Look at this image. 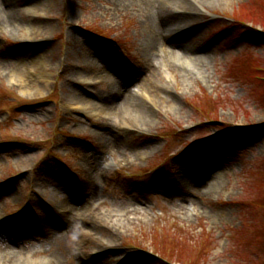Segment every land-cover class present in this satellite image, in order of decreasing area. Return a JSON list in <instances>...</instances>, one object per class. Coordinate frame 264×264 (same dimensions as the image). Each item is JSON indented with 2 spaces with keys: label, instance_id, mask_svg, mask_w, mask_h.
<instances>
[{
  "label": "rangeland",
  "instance_id": "1",
  "mask_svg": "<svg viewBox=\"0 0 264 264\" xmlns=\"http://www.w3.org/2000/svg\"><path fill=\"white\" fill-rule=\"evenodd\" d=\"M152 1L150 8L161 6ZM170 2L185 10L165 7L166 19L186 26L172 27L149 58L145 39L164 29L142 24L141 0L9 3L26 17L16 29L0 22V244L19 256L9 264L24 253L30 264L48 259L25 233L53 234L35 225L63 218L65 205L87 196L89 209L106 202L94 214L105 219L78 243L75 232L63 233L64 264H86L106 250L116 253L97 264H164L156 255L169 264H264V0ZM167 39L186 48L168 56L175 48ZM37 65L46 82L36 78ZM114 73L154 101L152 118L133 114L126 133L116 127L125 118L95 109L116 84ZM28 77L46 86L41 95L32 85L19 89ZM75 95L87 109L74 105ZM106 123L119 140L111 148L100 138ZM186 156L194 178L182 173ZM97 160L104 176L93 183L87 168ZM185 197L195 205L183 207ZM116 218L127 221L121 229Z\"/></svg>",
  "mask_w": 264,
  "mask_h": 264
},
{
  "label": "bare ground",
  "instance_id": "2",
  "mask_svg": "<svg viewBox=\"0 0 264 264\" xmlns=\"http://www.w3.org/2000/svg\"><path fill=\"white\" fill-rule=\"evenodd\" d=\"M12 0H0V22L2 24H9L11 25V27H13L14 29H16V26L21 27V22L24 21L25 22V13H21V10L15 8L13 5H10L9 3H11ZM142 3L141 5L145 8V15L144 18L142 19V24L144 26H149V28L154 29L156 28V24H160L163 23V27L162 29H164L163 32H166L168 35L172 32V27H177L178 25V30H180L182 27L186 26L183 23V19L181 18H174L173 22H170L169 19H166V11L164 10L165 7L168 6H172L174 9H177V13L182 12L179 9H182L183 11L185 10L181 5L179 6V4H175L173 6V4L170 2V0H159L160 3V8L158 9L156 7L157 4H155V2L152 3V11L150 10L151 8L149 7V2H146V0H141ZM196 1V0H194ZM12 4V3H11ZM6 5H8V7H6ZM42 6V4H39ZM5 6V7H4ZM37 8H39V6H36ZM35 7V8H36ZM177 7V8H176ZM157 8V9H156ZM16 11L19 14V19L16 18L18 15H16ZM165 16V17H164ZM164 17V18H163ZM181 25H184L181 27ZM162 33V32H160ZM178 33H182V32H178ZM160 35V34H159ZM158 34H151L148 38L145 39L144 43H143V49L145 51V55L147 56V58H149L150 56H153V52L156 49V47L162 45V41L163 38L160 35V39H158ZM172 35V34H170ZM175 40V39H174ZM174 40H170L167 39V41L172 42L171 46H173L175 48V50L172 48L169 52H168V56H176V54H178V49L176 48H180V49H185L183 47L182 44L180 43H174ZM73 51V50H72ZM77 50H74V54L76 55ZM70 54V53H69ZM74 55V56H75ZM81 55V54H79ZM182 56L179 57V61L181 62H186L185 59H187L189 56L185 55V54H181ZM70 55H68L69 58ZM181 58V59H180ZM23 60L28 61L27 58H22ZM22 60V61H23ZM163 62V58L161 59ZM33 62H31L29 65H31ZM165 63V62H163ZM69 66V65H68ZM164 68H168L167 64L163 65ZM70 69V67H69ZM32 70V68H30L28 71ZM22 73V70H18ZM18 74V73H16ZM115 74V73H114ZM112 75V74H111ZM36 78L39 79H43L45 82L48 80L47 73H43L42 69L38 67V65L36 66V73H35ZM19 77V75L17 76V78ZM111 79L116 83L114 84L112 82L111 87L109 88V92H105V95H102L99 97L100 99V103L95 104V109L97 111V113L100 116H104L106 115L108 109L111 112H116V115L118 117H123L125 118V121H123L125 123L126 126V130L124 131V133L127 132L128 127H130L129 122H130V117H132L133 114H136L137 117L141 120H147L150 118H152L153 115V108L154 106H151L152 104H154L153 98L150 95L149 92H147V89L145 88H141L138 91L135 90H131L127 87L128 82L122 80L121 78H118V76L115 74L113 76H110ZM20 80H22V78H18ZM35 79H32V77H28L27 79H24L23 81L20 82L19 84V89H24L26 90V92H30L29 86L32 85V87L34 88V90L36 91V93L38 95H41L43 93V91L45 90L46 86H38L37 83H34ZM32 82V84H28L29 82ZM117 86V87H116ZM35 93V92H34ZM77 96L75 95L72 100L77 102ZM81 100V99H78ZM83 101V100H82ZM88 101H86L85 104H83L82 102L79 103H74V105H84L83 110L88 108ZM87 107V108H86ZM110 107V108H109ZM77 108H79V106H77ZM122 118V119H123ZM105 119V118H104ZM129 120V122H128ZM111 125H108V123L103 124L102 125V129H101V133H100V138H101V142H103V144L106 145H110L109 147L111 148L112 144L114 143H118V137L117 134L115 133V131L113 129H110ZM113 128L115 127V124L112 126ZM112 130V131H111ZM188 156L185 157V161H184V165H183V170L182 173L184 174L185 177H189L193 176L197 171L196 167L193 169L191 162H189L187 160ZM99 160V159H98ZM93 162L92 164H89L88 168H87V172H88V176L91 180V182H96L97 178L99 179V176H104L103 175V170L101 169V166L105 165V162L100 163V162ZM204 175V174H203ZM202 175V176H203ZM201 176V177H202ZM194 179H192L191 181L187 178V188L189 190H191L192 192H194L196 189V185L193 184ZM202 182V180L198 179L197 183ZM64 187H58V190L56 192V195H59L61 198H63V195L61 193V190ZM93 191L96 194H99V191L97 190V188H93ZM86 198V197H85ZM88 196L87 198L84 200L82 198H79V200H72L73 204H71V207L69 212L63 215V218H58L55 220H52V218H49L46 222L41 221L39 224H37V226L35 225V230L36 232H40V229L42 228H46L47 225H50V227H53L54 233L53 234H43L42 238L39 237V234L37 235L35 232L34 233H25L27 239L29 240V242H35L38 244H42L45 245L46 248L43 249H47V254L49 256L48 259H46L47 257L41 258L38 261H31V264H64L62 259V255L65 251L64 247L60 246V242H61V237L63 235L64 232H66L68 235L70 234L71 236H73V233L75 234L74 236V242H80V236L83 235V238L85 237H91L93 236V233H95V231L99 230V226L103 224V219H105L104 217L102 218H97L96 215H93V211L89 210V205H88ZM195 204L193 202V200H191L188 197H185L183 199V203L182 206L185 208L188 207H193ZM122 205H119L117 203L114 204V208L116 210V212L118 213V211L122 208ZM65 208H67V205H65L62 209L64 210ZM91 208V206H90ZM128 209H126L122 214H124L125 212H127ZM90 213V217L86 214ZM129 214V212L127 213V215ZM116 218V222H115V228L117 229H121V227L123 226V223L127 222L125 220H122V218ZM52 220V221H51ZM100 220V221H99ZM98 234H100L99 232H97ZM78 235V237H77ZM97 235V234H95ZM40 240H39V238ZM42 245H40L36 250H40L42 249ZM65 246H68V243H65ZM103 250L105 249H109V246H105V245H101L100 246ZM55 249V250H54ZM45 252V251H44ZM116 251H98L95 255H93L90 259H88L86 261V264H97L100 261L101 257H105L108 254H111ZM24 257L21 260L20 259V264H30V260L27 257V255L24 253ZM101 255V256H99ZM19 257L18 256V248L17 247H11L7 244L1 243L0 244V264H9V262L11 260H13L14 258ZM29 260V261H28ZM15 263V262H13ZM145 262L142 261L141 259L137 258L135 260H129L126 259L124 264H144Z\"/></svg>",
  "mask_w": 264,
  "mask_h": 264
}]
</instances>
